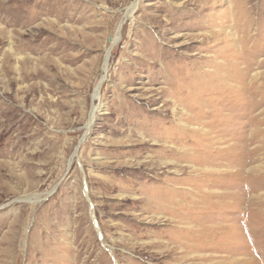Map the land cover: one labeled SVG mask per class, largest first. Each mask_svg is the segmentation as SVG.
<instances>
[{
  "label": "rangeland",
  "instance_id": "rangeland-1",
  "mask_svg": "<svg viewBox=\"0 0 264 264\" xmlns=\"http://www.w3.org/2000/svg\"><path fill=\"white\" fill-rule=\"evenodd\" d=\"M136 1L0 0V264H264V0Z\"/></svg>",
  "mask_w": 264,
  "mask_h": 264
},
{
  "label": "water",
  "instance_id": "water-1",
  "mask_svg": "<svg viewBox=\"0 0 264 264\" xmlns=\"http://www.w3.org/2000/svg\"><path fill=\"white\" fill-rule=\"evenodd\" d=\"M105 76L102 78V80L100 81V83L98 84V86H97V88L95 89V93H94V95H93V99L94 100H96L98 97V95H100V90H101V86H102V84H103V82H104V80H105ZM94 111V106H93V108H92V112ZM92 118H93V115H92ZM90 126L91 125H88V130H87V132L83 135V137L81 138V140H80V142H79V145H78V147H77V149H76V152H75V154H74V156H76L77 155V153H78V150L80 149V145L85 141V139L87 138V136H88V134H89V132H90ZM58 186V184L56 185V187ZM55 187V188H56ZM55 188H54V190H55ZM95 224H96V226L98 227V229L100 230V227H99V225H98V223H97V221H96V219H95ZM100 234H101V230H100Z\"/></svg>",
  "mask_w": 264,
  "mask_h": 264
},
{
  "label": "bare ground",
  "instance_id": "bare-ground-1",
  "mask_svg": "<svg viewBox=\"0 0 264 264\" xmlns=\"http://www.w3.org/2000/svg\"><path fill=\"white\" fill-rule=\"evenodd\" d=\"M138 3H139V0H137L136 2H134L133 4H132V6L129 8V13H133L134 12V10H135V8L137 7V5H138ZM219 38V37H218ZM117 40V39H116ZM116 40L113 42V45L115 44V42H116ZM107 58H108V56H107ZM106 58V63H107V59ZM24 63V62H23ZM31 64V63H30ZM107 65V64H106ZM10 67V66H9ZM8 68V67H7ZM12 70V69H11ZM23 81V80H22ZM33 87V86H32ZM98 97V96H97ZM32 102V101H31ZM98 109V107L96 106V105H94V111L92 112V115H93V117H94V114H95V112H96V110ZM183 205V204H182ZM196 208V207H195ZM197 209V208H196ZM186 219V218H185ZM183 220V219H182ZM187 222V221H186ZM179 223V222H178ZM179 225V224H178ZM180 226V225H179ZM183 226V225H182ZM194 226H196V225H194ZM190 227H193V226H190ZM181 228V227H180ZM186 228V227H185ZM188 229V228H187ZM192 229H194V228H192ZM186 230V229H185ZM194 233V232H193ZM216 239V238H215ZM212 247V246H211ZM214 248V247H213ZM217 257V256H216ZM212 260V259H211ZM218 260V259H217ZM216 260V261H217ZM223 262H224V259L222 260ZM228 261V260H227ZM212 262V261H211ZM232 263V262H231ZM215 264H216V262H215ZM224 264H225V262H224Z\"/></svg>",
  "mask_w": 264,
  "mask_h": 264
}]
</instances>
